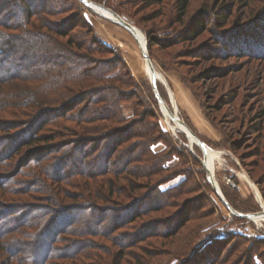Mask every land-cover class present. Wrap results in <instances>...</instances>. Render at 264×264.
I'll return each mask as SVG.
<instances>
[{
    "label": "rangeland",
    "instance_id": "374dc122",
    "mask_svg": "<svg viewBox=\"0 0 264 264\" xmlns=\"http://www.w3.org/2000/svg\"><path fill=\"white\" fill-rule=\"evenodd\" d=\"M88 1V6L96 4L118 14L140 30L148 41L150 35L155 39L153 57L150 58L153 66L167 81V85L157 83L159 94L163 102L173 109L168 87L171 89L182 124L197 136L196 139L216 151L214 167L207 155V170L203 149L193 145L188 134L180 130L173 132V127L168 125L150 82L155 73L151 71L150 63L143 56V45L123 26L106 18L107 14L97 13L80 0H71L68 4L72 10L63 16L52 18L59 20L61 25L64 24L65 30L72 32L70 36L76 42L92 43L99 40L104 46L110 47L112 52H87L86 46L77 48L75 45L71 48V57L85 56L86 59H91L88 64L92 63L91 66L96 67L94 63H99V67L102 66L103 69L107 66L115 67L111 74H118L122 80L96 82L94 85L100 87L107 84L112 89L131 96V99L119 104L123 118L129 120V124L127 121L125 124L115 125L117 130H121L120 137L116 139L129 140L122 145L123 148L131 146L138 139H130L128 135L131 133L124 132L132 128L130 126L135 122L144 120L153 128V133L158 130L155 135L159 137V142L149 149L156 157L162 159L168 156V159L162 164L164 170L149 179L133 178L130 174H124L123 180L117 181L114 175H104V178L114 179L120 188L128 186V181L144 184L141 189L136 188L135 191L123 188L122 194H115L112 202L97 196L98 190L107 192V183L105 182L106 187L105 184H100L103 177L96 181L81 176L73 180V184H67L60 180L51 181L43 175L42 188L45 187V182L48 184L44 191L49 190L51 186V191L55 192L50 194L60 198L64 207H70V211L54 215L56 223L46 233L45 240L35 251V255L42 260L49 253L52 237L61 229L71 226L74 220L82 231L86 228L94 231L99 227L107 231L108 226H101L104 218L110 220L115 217L121 222L136 216L138 212L140 218L136 219L134 224L123 228L122 232H127L126 228L131 230L133 226L147 223V234L143 236L144 241L125 249L126 255L120 259V262L123 260L122 264H136L137 259L145 264H213L216 260H222L220 262L223 264V258L229 256H232L233 261L240 257V264H264V222L256 221L257 216L248 219L234 214L224 205L213 188L215 186L220 193L222 189L232 202L231 205L224 194L233 210L241 214L251 216L264 211V0H190L184 12L180 10L181 0ZM56 2L58 1L0 0V21L6 19L14 25L22 21L27 7L37 12L39 8L45 10L53 7ZM78 20H81L80 24ZM81 22H87L89 27H83L85 25ZM198 24L203 28L200 29ZM20 51L21 49L16 55H11L12 59L0 64V71L8 70L15 75L18 73L17 76L21 77V72L29 69L38 52ZM14 55L19 59L13 57ZM118 62L122 65L116 68ZM144 65L147 67V77ZM26 85L33 86V83L16 80L0 85V89L6 90V93H14L18 92L14 91L18 86ZM20 101L11 98L6 103L7 106H15L13 104ZM24 118L18 116L14 107L0 112V148L8 146L12 150L14 144L22 146L29 140L31 132L41 128L43 135L61 133L65 137L59 135L60 137L55 139V147L61 141L66 142L73 138L67 127L76 125L70 121L45 126L38 119L33 127L32 121L31 124L27 122L28 118L20 122ZM104 125L103 122L92 125V128L101 132L98 138H104L105 132L108 131L102 130ZM45 145L48 144L25 146L24 154L20 152L7 164L10 167L4 169L11 171L16 166V158L26 161L33 152L49 147ZM110 147L111 143L103 142L100 155L95 153L86 163L84 159L88 156H83L82 153L87 150L94 153L95 147H75L74 159H65L61 174L64 178L70 177L69 170L72 165L79 168L76 170L79 174L88 171V164L95 159L96 166L103 167L106 162L104 151ZM1 152L2 150L0 154ZM37 156L40 155L37 153L34 157ZM49 164L50 162L44 163L43 168ZM142 165L144 167L140 168L147 169L144 163ZM2 168L0 167V203L5 206L0 207V213L22 204L20 211L24 210L22 208H28L25 213L29 214L34 209L31 204L51 199L44 198V193H29V184L20 190H11L12 192L5 189L1 183L4 182L3 176L8 175V171ZM210 179L214 180L213 185L209 182ZM246 180L251 181V184ZM88 186L91 191L87 189ZM258 193L260 199L257 197ZM89 203L100 205L98 207H103L101 210L105 212L108 205H112L115 210L125 209L127 212L97 213L94 208L90 215L82 209ZM12 218V221H20V216ZM1 223L6 221L2 220ZM152 227L156 228V234L153 233ZM28 228H24V232L20 234L24 242V236L34 232ZM70 237L69 234L62 236ZM97 241L104 247L98 249V253L111 264L113 256L108 252L111 250L118 256V247L105 238ZM58 247L66 250L65 243L58 244ZM69 249L67 246V253ZM245 251L256 254L254 261L250 257L253 254L247 258L242 255ZM3 254L0 251V264H7L3 261ZM83 262L93 264L88 259ZM83 262L75 260V264H84ZM64 263L69 264L70 261Z\"/></svg>",
    "mask_w": 264,
    "mask_h": 264
},
{
    "label": "trees",
    "instance_id": "16d2710c",
    "mask_svg": "<svg viewBox=\"0 0 264 264\" xmlns=\"http://www.w3.org/2000/svg\"><path fill=\"white\" fill-rule=\"evenodd\" d=\"M57 1L58 2H56V5L54 4L53 7L45 10L39 8L37 12L36 10L34 11L27 7L24 14L25 16L21 19L22 21H19L14 25L7 22L6 19L0 21V64L12 59L11 55H16L20 49V53L38 52L37 57L31 62L29 69H27L26 72H21V77H19L20 75L17 76L18 73L15 75V73L9 72L8 70L5 72L0 71V85L12 83L16 80L33 83V86H18L14 90L18 92L14 93H6V90L0 89V112L6 111L9 107H14L16 108V112H18V116L25 117L20 122H24L28 118L27 122L31 124L32 121L33 127L36 125L38 119L42 121V125L45 126H48L49 124H59L66 120L76 125L73 127L68 126L69 128L67 127L73 138H70L66 142L61 141L56 147L54 146V143H56L55 139L62 136L61 133L43 135L41 128L34 132H31V129L29 140L23 143L22 146L14 144L12 150H10L8 146L0 148V150H2L0 154V167H3L2 169L4 171H8V175L3 176L5 180L1 183L2 187L12 192L11 190H20L24 188L25 185L29 184L31 185L28 190L29 193H44L46 194L44 198H51L44 202H42L43 200L38 201V204H31L34 209L29 214L25 213L28 208H22L24 210L20 211L19 207H22V204L19 206L16 205L14 208H9L0 213V251L4 253L3 261L7 264L15 261L19 262V264H66L64 263L65 261H70L69 264H75V260L83 262V260L85 261L86 259L92 261L93 264L100 262L108 264L107 260L98 253V249L104 247L98 243L97 239L105 238L106 240L111 241L115 247H118L120 251L118 252V256L111 250L108 252V254L113 256L111 264H122L123 260L120 262V259L126 255L125 249L138 245L139 242L144 241L145 237L143 236L144 234H147V223L144 225L142 224L143 226H133L131 230L126 228L127 232H122L125 227L134 224L136 219L140 218L138 212L136 213V216H131L129 219L121 222L118 221L119 218L115 217L110 220H104V218L101 222V226H108L107 231L105 230L106 232L103 231L101 227L94 231H89L87 228L82 231L83 229H79L78 222L74 220L71 223V226L69 225L67 228L61 229L55 237H52L50 240L51 247L49 253L42 260L35 255V251L45 240L46 233L49 232V229L52 228L51 226L56 223V216L54 215L70 211V207H64L60 198L51 195L55 192L51 191V186H49V190L46 192L44 191V188L48 187V184L44 180L45 187L42 188L43 179L41 177H43V175L47 176L51 181L58 182L60 180L61 182H67V184H73L72 181L81 176H86L87 180L97 181L98 178L108 174L114 175V178H116L117 181L123 180L122 175L124 174H130L129 176L133 178L139 177L149 179L154 175L160 174V172L164 170L162 164L164 165L168 159V156L162 159L156 157V155L149 149L152 145L159 142V137H156L155 135L158 133V130L153 133V128L150 124H146L144 120L135 122L133 125L134 127L130 126L132 128L124 132L131 133L128 135L131 137L130 139H138L131 146L123 148L122 145L129 140L121 141L120 139H116V137H120L119 134H121V130H117L115 125L120 123L125 124L127 121V124H129V120L123 118V112L119 104L127 101V99H131V96L126 92H118L107 84L99 87L98 85H94V83H105L115 79L120 81L122 78L117 76L118 74H111L115 70V67L107 66L103 69L102 66L99 67V63H94L96 64V67L95 65L91 66L92 63L88 64V60L91 59H86L85 56L71 57V48L75 45H77V48L86 46L85 48L87 52L93 53L107 52L112 54L111 48L104 46L99 40H94L92 43L91 41L79 43L71 38L70 33L72 32L66 31L64 24L61 25L59 20L52 18L63 16L65 13L72 10L73 8L69 9L68 4L71 0ZM156 1L162 2V0ZM189 1L190 0H181L179 6L182 12L186 11ZM91 5L92 6L89 7L97 13H100L101 15H103V13L107 14L105 17L114 22L118 20L115 14L106 10V8L96 4ZM113 10L118 13L116 9ZM81 20H78L79 24ZM81 23L85 25L83 27H89L87 22ZM197 26H199L200 29L203 28V26H200L199 24ZM197 31L198 28L196 27V32ZM130 33L135 36L141 45H143V52L147 50L148 45V52H150V56L153 57L155 39L150 35L148 41L143 33H141L136 27L135 31ZM15 55L13 57H16ZM16 58L19 59V57ZM116 65V68H118L122 64L121 62H118ZM154 69V79L152 81L150 80V82L153 84L160 82L167 85L165 77H163L155 67ZM168 90L173 102V109L169 108L164 102H160L164 118L168 125L173 127V130L171 129L173 132L180 130L185 134H188L192 140V144L199 146L198 138L196 139L190 130L182 124L178 114V108L174 103V97L171 95V89L169 87ZM11 98H17L21 101L17 104H13L15 106H7L8 103H6V101ZM100 122L105 123L102 130H108L105 132L104 138H98L101 136V134H99L101 132L92 128V125ZM62 137L65 138L64 136ZM85 142L87 144H85ZM103 142L111 143L109 150L104 151L103 155L106 158V162L103 167L96 166L95 159L88 164V171H82L83 173L79 174L76 172L79 168H77L76 165H72L69 170L71 176L64 178L61 174L64 161L65 159H74L73 151L75 147L78 148L83 145H92L95 147L94 153H91L90 150L82 153L83 156H88L84 159V162L86 163L87 159L92 157L95 153L100 155V148ZM37 144H48L49 147L33 152L30 156L27 155L28 158H26L27 160L25 159L26 161H21L19 158H16V166L13 167L11 171L10 169H4L5 167H10V165L8 166L7 164H10L11 160L15 159L20 152L21 154H24L23 148L25 146ZM203 145L202 149L205 152L204 165L206 169L209 170L206 157L209 155L211 158V164H213L214 167L213 159L216 151L204 143ZM37 153L40 156L34 157ZM46 162H50V164L44 169L43 164ZM25 163H27V165ZM141 163H144L147 166V169L140 168L144 167ZM26 169L29 170L26 171ZM210 180L212 183L214 182V180ZM246 181L251 184V181ZM105 182L108 185L107 192L103 193L98 190L97 196L108 202L114 200L115 194H122L123 188L135 191L136 188L141 189L144 186L142 183L137 184L128 181V186L120 188L121 186L119 187V185L115 184L114 179L112 180L103 177L100 184L103 185ZM117 188H119V190ZM87 189L91 191L89 186ZM255 191L258 192L256 189ZM223 192L224 191L221 189V195L224 196L225 194L227 200L232 205L227 194ZM259 194L260 193L257 194V197L260 199L261 197ZM128 196L129 198H132L131 195ZM115 201L119 202V200ZM4 206L5 205L0 203V207ZM98 206L100 205L95 206V204L89 203L82 209L89 212L90 215L91 212H94V208L97 213H118L119 211H126L125 209L115 210L116 208H113L112 205H108L105 212L101 210L103 207ZM13 216H20V221H12L14 220L12 218ZM26 216L30 217L28 218ZM251 216H257L256 221L261 220L264 222V211L258 214H251ZM259 216L263 218H260ZM2 220H5L6 223H1ZM27 227H29V230L31 228L34 232L27 233L26 236H24L26 241L24 242L22 241L23 236L20 234H22L24 232L23 229ZM85 227L86 225L84 223V228ZM152 229L154 233L156 228L152 227ZM64 234H69L71 237L62 238ZM60 243H65L66 250L67 246L70 247L68 250L69 253H67L64 248L58 247V244ZM21 247L26 249H22ZM251 254L253 253H247L246 251L242 252V255H244L245 258L249 257ZM255 255L256 254L250 256L252 261H254ZM223 259V264H228L229 262L232 264H240V257L235 261H233L232 256ZM60 261L63 262L60 263ZM220 261L222 260H219L218 262L216 260L213 264H221L222 262ZM83 263L85 264V262ZM136 264L145 263L137 259Z\"/></svg>",
    "mask_w": 264,
    "mask_h": 264
},
{
    "label": "water",
    "instance_id": "95a60500",
    "mask_svg": "<svg viewBox=\"0 0 264 264\" xmlns=\"http://www.w3.org/2000/svg\"><path fill=\"white\" fill-rule=\"evenodd\" d=\"M81 2H83L86 6H88V4H89V2L90 1H88V0H80ZM89 7V6H88ZM114 13V12H113ZM115 14V16L117 17V18H119V22H117L118 24H120L121 26H123L125 29H127L129 32H132L133 30H135V28H134V26L133 25H131L130 23H128V22H126L125 20H123V18H121L118 14H116V13H114ZM143 56L145 57V58H149V60H150V63H151V68H152V70L155 72V69H154V66H153V64H152V61H151V58H150V55H149V52H148V45H147V50H145L144 51V53H143ZM152 85H153V88H154V91L156 92V94H157V98H158V100H159V103L160 102H163V99L161 98V96H160V94H159V91H158V87H157V84L156 83H152ZM196 136V135H195ZM197 137V136H196ZM198 141H199V146H201V148H202V146H204L203 145V143L198 139ZM211 184H212V182L211 181H209ZM213 185V184H212ZM213 188H214V190L216 191V193L218 194V196L221 198V200H222V202L224 203V205L227 207V208H229V210H231L232 212H234V214H236V215H238V216H240V217H243V218H250V215H244V214H241V213H239V212H237V211H235V210H233V208L231 207V205L229 204V202L225 199V197L223 196V195H220V193H219V191L217 190V188L215 187V186H213Z\"/></svg>",
    "mask_w": 264,
    "mask_h": 264
},
{
    "label": "bare ground",
    "instance_id": "6f19581e",
    "mask_svg": "<svg viewBox=\"0 0 264 264\" xmlns=\"http://www.w3.org/2000/svg\"><path fill=\"white\" fill-rule=\"evenodd\" d=\"M120 20H119V18H118V20L116 21V22H119ZM135 28V27H134ZM133 31H135V30H133ZM144 53V52H143ZM146 59V61L147 62H149L150 63V60H149V58H145ZM150 66H151V63H150ZM151 71H153L152 69H151ZM154 72V71H153ZM155 73V72H154ZM218 186V185H217ZM218 191H219V189H218ZM219 193H220V191H219ZM220 195H221V193H220ZM250 218H253V216L251 217L250 216Z\"/></svg>",
    "mask_w": 264,
    "mask_h": 264
},
{
    "label": "crops",
    "instance_id": "0c3cea01",
    "mask_svg": "<svg viewBox=\"0 0 264 264\" xmlns=\"http://www.w3.org/2000/svg\"><path fill=\"white\" fill-rule=\"evenodd\" d=\"M138 44V43H137ZM140 47V46H139ZM140 50H141V48H140ZM142 51V50H141ZM144 72H145V75H146V77L148 76V72H147V67H146V65H144ZM164 77V76H163Z\"/></svg>",
    "mask_w": 264,
    "mask_h": 264
},
{
    "label": "built area",
    "instance_id": "2783aa9c",
    "mask_svg": "<svg viewBox=\"0 0 264 264\" xmlns=\"http://www.w3.org/2000/svg\"><path fill=\"white\" fill-rule=\"evenodd\" d=\"M232 212V211H231ZM234 213V212H233Z\"/></svg>",
    "mask_w": 264,
    "mask_h": 264
}]
</instances>
